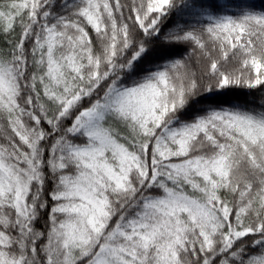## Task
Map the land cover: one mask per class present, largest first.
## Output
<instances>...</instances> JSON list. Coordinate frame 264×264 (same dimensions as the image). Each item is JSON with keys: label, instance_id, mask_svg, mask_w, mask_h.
Wrapping results in <instances>:
<instances>
[{"label": "snow or ice", "instance_id": "6c2138e0", "mask_svg": "<svg viewBox=\"0 0 264 264\" xmlns=\"http://www.w3.org/2000/svg\"><path fill=\"white\" fill-rule=\"evenodd\" d=\"M0 264H264V0H0Z\"/></svg>", "mask_w": 264, "mask_h": 264}, {"label": "trees", "instance_id": "16d2710c", "mask_svg": "<svg viewBox=\"0 0 264 264\" xmlns=\"http://www.w3.org/2000/svg\"><path fill=\"white\" fill-rule=\"evenodd\" d=\"M257 97H258V94H257ZM249 99L251 100L252 98H251V97H249ZM257 102H258V99H257Z\"/></svg>", "mask_w": 264, "mask_h": 264}]
</instances>
